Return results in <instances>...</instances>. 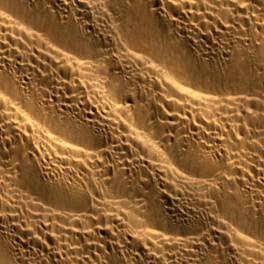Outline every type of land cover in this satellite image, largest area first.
I'll return each mask as SVG.
<instances>
[{"label": "bare ground", "instance_id": "1", "mask_svg": "<svg viewBox=\"0 0 264 264\" xmlns=\"http://www.w3.org/2000/svg\"><path fill=\"white\" fill-rule=\"evenodd\" d=\"M0 264H264V0H0Z\"/></svg>", "mask_w": 264, "mask_h": 264}]
</instances>
